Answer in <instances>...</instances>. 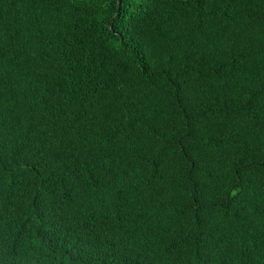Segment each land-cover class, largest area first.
<instances>
[{"label":"trees","instance_id":"16d2710c","mask_svg":"<svg viewBox=\"0 0 264 264\" xmlns=\"http://www.w3.org/2000/svg\"><path fill=\"white\" fill-rule=\"evenodd\" d=\"M0 264H264V0H0Z\"/></svg>","mask_w":264,"mask_h":264}]
</instances>
